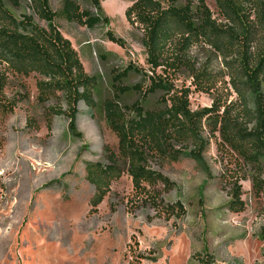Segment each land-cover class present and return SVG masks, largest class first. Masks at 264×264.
Segmentation results:
<instances>
[{
  "label": "rangeland",
  "instance_id": "1",
  "mask_svg": "<svg viewBox=\"0 0 264 264\" xmlns=\"http://www.w3.org/2000/svg\"><path fill=\"white\" fill-rule=\"evenodd\" d=\"M17 18L34 15L28 0H4ZM82 10L95 13L91 0H73ZM135 0H105L102 7L110 19L93 29L68 22L60 13L64 0H50L58 14L55 24L78 52L86 73L96 79V109L78 106V131L69 132V119L55 116L48 128L46 113L51 107L67 109L61 94L48 102L39 101L36 74H10L5 95L19 100L12 114L0 116V264H264V193L256 196L254 166L244 162L228 147L219 146V134L210 137L205 153L209 175L191 159L177 162L154 158L149 167L170 179L166 191L159 185L164 205L181 202L186 214L177 218L143 203L131 178L124 173L91 213L95 188L86 179L88 163L107 164L109 151L117 153L118 139L109 128L101 105L118 94L116 76L129 65L149 70L142 45L143 31L126 19ZM219 23L215 0H205ZM193 12L199 17L198 0ZM42 27L47 24L34 16ZM111 31L125 41L121 48L108 40ZM190 56L197 67L211 73L209 93L196 91L185 69L176 73L175 86L190 87L191 109L211 107L219 99L227 105L238 98L231 85V72L223 58L210 46H193ZM130 72L121 86L141 82ZM136 92L120 96L123 106L140 100ZM161 94L150 96L146 110L160 108ZM31 121L32 125L29 126ZM264 180V174L262 176ZM242 187L245 209L228 210L232 186ZM158 206V205H157Z\"/></svg>",
  "mask_w": 264,
  "mask_h": 264
},
{
  "label": "trees",
  "instance_id": "2",
  "mask_svg": "<svg viewBox=\"0 0 264 264\" xmlns=\"http://www.w3.org/2000/svg\"><path fill=\"white\" fill-rule=\"evenodd\" d=\"M11 1L18 5L16 0ZM28 1L34 15L17 18L0 0V116L12 114L19 102L5 95L8 76L36 74L41 78L37 83L39 101L46 103L61 94L67 105L66 110H47L48 128L51 129L55 116L65 115L70 134L82 138L77 126L78 106L84 103L90 109L98 108L94 99L96 79L86 73L78 52L56 26L58 14L51 8L50 0ZM104 1L91 0L94 13L82 10L73 0H64L60 14L68 22L88 29L101 23L108 25ZM215 2L225 24L213 18L205 0H198V18L193 12L194 0H135L126 10L129 24L143 31L142 45L149 70L129 65L116 76L118 94L101 105L105 120L118 139V150L109 151L107 164L86 165V179L95 188L91 213L97 212L112 183L126 173L134 191L143 196V203L157 209L162 206V212L169 216L183 217L186 211L181 202L164 205L160 200L157 187L161 184L169 191L173 183L151 169L149 161L159 158L177 162L187 158L209 175L205 153L210 139L204 135L205 129L211 138L219 134V146L228 147L254 166L253 191L256 196L264 193V0ZM34 16L45 22L47 28L40 26ZM107 36L113 44L126 47L125 41L113 32L109 31ZM198 44L210 46L223 58L231 72L237 102L227 105L216 99L211 107L194 111L191 88L175 86L176 73L185 69L196 91H211V73L197 67L190 56L191 49ZM130 72L140 75L141 82L123 88L121 82ZM131 91L138 93L140 100L123 106L120 96ZM156 94H161V107L146 110L145 103ZM231 197L228 210L243 212L245 203L238 182L232 186ZM261 234L264 238V227Z\"/></svg>",
  "mask_w": 264,
  "mask_h": 264
}]
</instances>
